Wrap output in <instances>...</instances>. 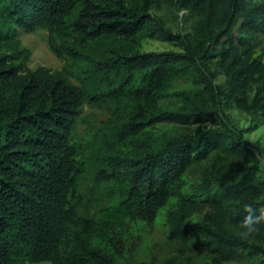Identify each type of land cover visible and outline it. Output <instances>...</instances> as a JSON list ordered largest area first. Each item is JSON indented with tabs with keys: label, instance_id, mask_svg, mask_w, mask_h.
Wrapping results in <instances>:
<instances>
[{
	"label": "trees",
	"instance_id": "1",
	"mask_svg": "<svg viewBox=\"0 0 264 264\" xmlns=\"http://www.w3.org/2000/svg\"><path fill=\"white\" fill-rule=\"evenodd\" d=\"M157 1L184 11L186 33L150 13ZM37 28L77 67V83L66 65H26L17 30ZM253 33H264V0H0V264H189L136 260L126 249L134 225L161 211L171 235L210 257L204 264H264L261 162L224 112L235 105L264 117ZM144 36L179 50L139 52ZM86 104L109 117L79 137ZM209 122L178 133L156 126ZM93 151V180L112 198L97 218L79 212ZM198 162L208 165L189 182Z\"/></svg>",
	"mask_w": 264,
	"mask_h": 264
},
{
	"label": "rangeland",
	"instance_id": "2",
	"mask_svg": "<svg viewBox=\"0 0 264 264\" xmlns=\"http://www.w3.org/2000/svg\"><path fill=\"white\" fill-rule=\"evenodd\" d=\"M150 13L161 18L164 25L175 34H184L188 31V22L184 21L185 13L183 10L177 11L165 3L157 1V4L156 2L154 3V7L150 10ZM248 36L251 37V41L254 44V57L264 62V33H253L248 34ZM16 39L20 42V49L28 52L26 65L30 69L44 65L52 70H62L65 65L69 64V61L59 58L51 51L48 45V34L45 29L37 28L31 32L18 29ZM133 47L139 52H147L179 50L180 46L160 36H144ZM2 51H8V45H2ZM65 74L72 82L77 83L76 75L78 71L75 65L67 66ZM223 81L224 76L220 74L217 82L222 83ZM95 86L101 88L102 84L99 83ZM224 112L231 123L242 131L251 151L259 157L262 168L261 173L264 178V117H255L235 105H226ZM108 117L109 110L106 107L83 105L76 125V134L79 137H86L91 130L98 128ZM216 124L217 122H209L181 127L169 123H160L156 126L161 131L178 133L195 128L213 127ZM85 145L86 143L83 146ZM90 156L89 171L93 180L94 174L101 168V163L97 152L93 151ZM207 165L208 163L206 162H198L189 166L185 173L186 179L189 182L196 181ZM95 183V180H93L83 190L86 200L84 207L79 209V212L85 217H100L112 206L110 185L108 183ZM125 245L126 249L130 250L136 260L157 263L159 259L173 255L177 260L189 264H204L212 261L206 254L188 250L177 237L171 235L166 226L165 216L162 211L158 213L154 223L144 227L142 225H134L133 235L129 237ZM36 264L51 263L44 261ZM215 264H247V259L224 261Z\"/></svg>",
	"mask_w": 264,
	"mask_h": 264
}]
</instances>
